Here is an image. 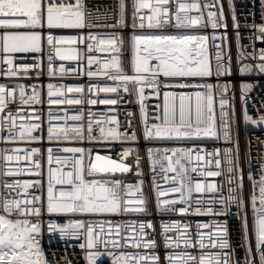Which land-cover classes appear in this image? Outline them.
<instances>
[{
    "label": "snow or ice",
    "instance_id": "6c2138e0",
    "mask_svg": "<svg viewBox=\"0 0 264 264\" xmlns=\"http://www.w3.org/2000/svg\"><path fill=\"white\" fill-rule=\"evenodd\" d=\"M218 2V0H217ZM217 3L202 5L199 0L183 2V0H134L130 37L131 60L127 64L121 59L125 37L115 33L107 37L93 34L86 36H54L53 30L94 28H115L128 30L126 0H117L115 6H109L103 13V19L97 9V14L89 11L85 0H0V52L7 54L5 62L10 66L7 76H17L19 72L42 70L40 64L13 66V55L16 53H39L46 40L60 61L87 60L86 72L76 68H66L61 64L59 69L53 67V57L49 54L47 75L49 77H64L67 75H86L87 77L112 81V85L90 84L84 86H68L47 84V102L49 105L47 140L52 143L62 142H96L137 143L140 137L132 128L131 121L122 131L121 124L115 115L104 120L89 119L84 122L83 112L68 115L62 108L63 115L54 114L52 106L64 105H96L110 106L109 111H115V106L122 99L121 92L137 97L140 105L143 123V140H173V139H207L219 140L221 135L225 142H232V117L225 108L229 101L224 98L230 84L208 83L209 79L219 80L221 77H232V57H225L220 45H215L217 51L213 55L209 51V39L217 37L208 35H172V34H135V29L164 30L166 26L174 28L212 29L228 24L224 18V8L219 11H207L205 18L203 9L216 8ZM231 6V0H229ZM146 10L144 15H140ZM195 11L198 15H191ZM111 17V19H109ZM139 23H136V20ZM233 27L239 30L240 25L233 12L231 16ZM257 27V39L264 42V24ZM45 31L48 33L44 36ZM237 47L239 48L240 33L237 31ZM91 41V43H88ZM85 45L88 55L83 56L79 45ZM107 53L103 60L91 55L93 52ZM214 59V64H213ZM246 59L255 60L252 53L239 51L236 60L238 74L243 77L248 73H264V48L260 49L259 64H245ZM96 65V70L92 67ZM165 80H198L204 83H165ZM114 85V86H113ZM32 86V94L26 97L24 86H19L21 104H40L41 96ZM194 88L200 89L194 94L184 92H163L161 115L155 117L159 123L148 124L145 112V90L150 89L156 95H161L164 88ZM253 85H239L243 96ZM219 90V107L221 113L216 114V95ZM85 91L89 98H85ZM106 94L101 99L100 94ZM96 98H90L92 95ZM115 96V98H112ZM71 97V98H70ZM15 99V89L0 85V113H4L10 102ZM131 116L132 113H129ZM19 119V124L17 123ZM245 121L254 124L264 123V115L259 120H253L244 110ZM105 125H108L105 127ZM7 126L9 135L0 137L8 141L33 142L42 139L41 117L34 112L27 119L22 112L15 115L8 111L0 116V131ZM47 190L46 196L37 195L35 191L43 188L41 180L16 179L5 181L3 188L6 193H0V264H59L50 259L41 245V237L45 229L49 233H59L61 239H83L79 246L86 251L88 264H97L104 255L99 251L103 243L107 248L121 249L119 255L108 252L112 256V264H264V165H261L259 179L251 172L248 180L251 190L246 195L244 190V171L240 167V156L237 147L236 155L233 149L223 150L225 170L221 169V150L206 152L200 148L147 149L151 160L152 172L157 166L167 187H162L153 179L148 190L145 182L127 183L117 178L137 169L136 176L143 177L139 171L140 153L138 149L125 148L114 159L111 155H101L95 149L83 147H65L55 149L72 154L69 163L68 156H53L54 149L47 150ZM25 155L21 157L19 153ZM14 154L3 157L8 162L19 163L21 159L31 162V167L11 168L4 175L19 176L29 172L36 176L42 175L39 148H15ZM195 154L197 164L203 161L215 165L216 171H200L204 177L224 176V183L204 182L194 180L191 173L198 171L197 167L189 170ZM85 156L88 163L85 164ZM135 157V163L129 164L127 158ZM55 164V167H53ZM104 177H108L105 179ZM23 193V198H18ZM15 196L10 198V194ZM212 194L207 202L203 194ZM196 194V195H194ZM251 207V216L249 215ZM235 208V211H233ZM136 214L143 219L113 224L111 221H94L87 218H76V214L84 217L93 215H123ZM178 213L184 215H212L221 217L212 223H198L195 230L189 223L181 221H163L165 214ZM159 214L161 222L159 229L150 217ZM68 219L65 222V218ZM239 219L241 241H234L229 229L228 220ZM105 225H108L106 228ZM244 249L241 260L239 249ZM158 249H162L158 251ZM63 264H72L65 258Z\"/></svg>",
    "mask_w": 264,
    "mask_h": 264
},
{
    "label": "built area",
    "instance_id": "2783aa9c",
    "mask_svg": "<svg viewBox=\"0 0 264 264\" xmlns=\"http://www.w3.org/2000/svg\"><path fill=\"white\" fill-rule=\"evenodd\" d=\"M173 5L175 4V0H172ZM183 2H192V0H183ZM199 2L204 5L211 2H216V8L212 9H203L205 18L207 16V11H219V7L222 5L224 8V18L228 24V28L225 30L223 27L219 29H212L210 26L207 29H199V28H174L170 26H166L164 30H141L139 28L135 29V33H143V34H172V35H208L209 37L215 36L217 39L213 41L209 39V51L213 55L217 51L215 45H220L222 51L224 52L225 57L231 55L232 57V67H233V76L232 77H221L219 80L209 79L206 82L208 83H219L221 85L227 83L233 85L229 89V92L225 94L224 98L229 101V105L225 108V111L229 112V117H232V109H235V117L230 120L232 123V142H225L222 135L219 140L214 138L207 139H173V140H153V141H145L143 140V123L141 119L140 105L137 101V97L135 94L128 95L121 92L122 99L115 106H111L115 109V111H109L110 106L103 104L91 105L86 102L83 105H64V106H52L51 111L54 114L63 115V109L67 110L68 115H74L78 112H83L85 125L89 119V113H91V119L95 120H104L107 117L115 115L119 120L122 128L127 126L128 122L131 121L132 128L136 130L137 136L140 137L137 143L133 142H125V143H112V144H104V143H96V142H88L85 140L84 142H62V143H50L47 140V127H48V113H49V105L47 102V84L53 83L58 85H68V86H84L85 89L90 84H100L103 86L104 84L112 85V81L105 80L103 78H89L86 75H67L64 77H49L47 75L48 69V57L49 54H52L53 67L59 69L61 64L66 68H76L81 69L86 72L88 70L87 60L82 59L79 63L76 61H60L56 59L55 54L52 49L47 45L46 40L42 44V51L39 53H16L13 55V66L18 65H33L40 64L42 70H37L33 72H19L17 76H7L5 73L9 70V65L5 62L4 57L7 55L3 52H0V85H4L6 88L15 89V99L9 103L8 108L4 113H0V116H4L8 111H11L13 115L17 112H22V115L25 119L33 114L39 115L41 117V131L38 133L42 139L39 141L33 142H22V141H8L6 139H0V193H6V190L3 188V183L5 181L12 182L16 179L21 181L24 180H41L43 188L41 190H30L35 191L37 195H45L47 190V149L49 147L54 149L53 156H68L69 163L72 159V154L64 153L63 151H55V149H63L65 147H83L85 149H95L93 152V158L96 152H99L101 155H111L114 159H116L119 153L125 148H133L138 149L140 153V168L139 171L144 173L143 177L136 176L135 172L137 169L133 168L132 173L125 174L124 176H120L117 174V178L125 180L127 183H137L140 179H143L145 182V190L147 191L149 185L153 179L157 183H160L162 187H167L168 182L164 179V174L161 173L159 166H157L156 172H152V164L151 160L148 157L147 149H172V148H200L204 151L201 152V155H205L206 152H212L214 150H221V169L220 171H224L226 165L224 164L223 159V150L225 148L233 149V156L236 155L237 147L240 156V167L243 168L244 171V190L247 195L251 190V183L248 180V175L251 172L255 179H259L261 174V165H264V123L254 124L251 121H245L244 119V110H247V114L252 117L253 120H259L261 115H264V73H248L241 77L238 74V64L236 57L239 51H244L245 54L252 53L253 56L256 57L255 60L246 59L243 61L245 64H259L260 61L258 59L260 55V49L264 48V42L257 39L260 35L257 27L260 24H264V0H231V6H229V0H199ZM117 0H85L86 7L89 11L93 12V15L97 14V9H99V13L101 15V19H103V13L109 6H115ZM127 3V20L129 24L128 30H118L115 28H94V29H86V30H76V29H57L53 30L52 35L54 36H86L89 31L93 34H99L101 36L107 37L115 33L116 35H123L125 37V43L128 44L131 35L133 34V30L131 29L132 24V14H133V3L134 0H126ZM146 10H142L140 15H144ZM233 12L236 16V20L240 25L239 30L233 27V22L231 16ZM191 15H198L195 11L191 13ZM111 19V17H109ZM136 23H139V20H136ZM239 31V45L237 47V36L236 33ZM47 32L45 31L44 36H47ZM91 43V41H88ZM83 56H87V50L85 45H79ZM94 57L103 60L108 57L107 53L93 52L91 53ZM132 55V52H131ZM125 59V63L130 62V51L128 46L125 49H122L121 58ZM214 64V59H213ZM92 70H96V65L91 66ZM165 83H204L205 81L198 80H165ZM241 83H248L253 85L252 89L247 93L246 96H243L239 85ZM24 86L26 97L32 94V86L36 85V92L41 96L40 104H28L24 105L20 102L19 97V86ZM114 86V85H113ZM200 89L194 88H164L161 90V95H154L150 89L145 90V112L148 118V124L151 126L153 122L159 123L158 120H155V117L161 115V106L163 104V92H173L180 93L184 92L187 94H194L196 91ZM85 98H89V94L85 91ZM106 94H100L101 99L105 98ZM71 98V97H70ZM90 98L95 99L96 96L93 94ZM112 98H115L113 96ZM219 90H217L216 95V114L219 117L221 113V109L219 107ZM129 113H132L130 116ZM19 119H17V123L19 124ZM108 125H105L107 127ZM9 135L7 131V126L4 127L3 131H0V137H7ZM15 148L22 149H31V148H39L41 150L40 155L34 157L35 159H40L42 165V175L36 176L29 172H24L19 176L8 177L4 175L7 172L8 168H25L31 167L30 161H25L21 159L19 163L13 161L8 162L3 159L5 155L14 154L12 150ZM21 157L25 154L23 152L19 153ZM127 162L129 164L135 163V157L129 156L127 158ZM88 163L87 156H85V164ZM55 167V164H53ZM189 170L193 167H197L198 171L195 173H191L194 180H200L204 182H215L217 184L224 183V176L221 175L219 177H204L200 175V171L205 170H213L216 171L214 163L206 164L205 162H199V165L196 162L195 154L193 155L192 162L187 164ZM108 179V177H104ZM196 195V194H194ZM212 194H203L202 199L207 202V199ZM15 193L10 194V198L14 197ZM18 198H23V193L21 190V195ZM235 211V208H233ZM249 215L251 216V207L249 206ZM76 218H87L94 221H111L113 224L124 223L128 221H134L143 219L144 217L138 216L136 214L128 213L123 215H93L84 217L81 214H76ZM153 220V223L159 229V224L161 222V217L159 214H154L153 217H150ZM68 217L65 218V222ZM163 221H181L182 223L186 222L192 225V229L195 230L196 225L198 223H212L218 219H223L221 217H215L212 215H184L181 216L178 213H169L165 214L162 217ZM229 229L234 241H241L242 237L239 232V219H231L228 220ZM107 228L108 225H105ZM84 243V240L81 239H61L59 233H49L46 229L41 237V245L44 247L46 255L54 260L58 261L59 264H63L65 258L70 260L72 264H88L86 259V251L80 248V244ZM99 251L104 253L98 261L97 264H112V256L108 255V252L115 253L119 255L121 249L113 248L110 244L107 248L104 247L103 243L99 246ZM158 251L162 252V249H158ZM239 255L241 260L244 256V249H239Z\"/></svg>",
    "mask_w": 264,
    "mask_h": 264
},
{
    "label": "rangeland",
    "instance_id": "374dc122",
    "mask_svg": "<svg viewBox=\"0 0 264 264\" xmlns=\"http://www.w3.org/2000/svg\"><path fill=\"white\" fill-rule=\"evenodd\" d=\"M135 34H143V33L138 32V33H135ZM127 46H128V49H129V51H130V56H131V52H132V51H131L130 39H129L128 44L125 43L123 49H125V47H127ZM56 59H58V58L56 57ZM121 59L125 62V59H124L123 57H122ZM130 59H131V58H130Z\"/></svg>",
    "mask_w": 264,
    "mask_h": 264
}]
</instances>
